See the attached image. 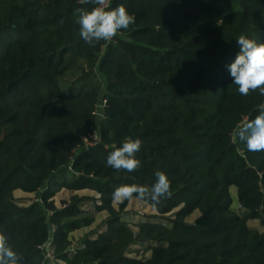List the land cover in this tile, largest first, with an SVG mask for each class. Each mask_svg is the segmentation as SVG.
I'll list each match as a JSON object with an SVG mask.
<instances>
[{
	"label": "trees",
	"instance_id": "1",
	"mask_svg": "<svg viewBox=\"0 0 264 264\" xmlns=\"http://www.w3.org/2000/svg\"><path fill=\"white\" fill-rule=\"evenodd\" d=\"M120 4L135 23L90 46L75 10L95 5L0 0V233L19 264H264V232L249 226L264 229V151L234 134L264 96L240 95L228 68L240 35L264 43V0H112L111 8ZM95 132L101 142L88 147ZM129 137L142 141L141 167L107 166ZM157 171L171 196L155 206L139 199L157 215L124 220L130 200L116 210L113 191L150 188ZM17 191L37 201L21 206ZM62 191L73 195L57 208ZM100 213L105 230L73 249L70 235ZM135 247L150 256L132 258Z\"/></svg>",
	"mask_w": 264,
	"mask_h": 264
},
{
	"label": "clouds",
	"instance_id": "2",
	"mask_svg": "<svg viewBox=\"0 0 264 264\" xmlns=\"http://www.w3.org/2000/svg\"><path fill=\"white\" fill-rule=\"evenodd\" d=\"M81 5L89 3L95 5L91 10L79 7L75 10L76 23L80 26L79 35L90 46L104 41L111 42L122 29H127L135 23V17L127 11L123 4L110 8L111 0H79ZM239 52L234 62L228 68L233 84L242 96L259 90L264 96V43L240 35L237 39ZM259 114L243 122L236 130L235 136L246 142L248 151H264V103L258 105ZM140 139L126 138L120 147L115 148L107 156V166L115 170L133 172L141 167V161L136 158V153L141 148ZM156 180L152 186L123 185L117 187L112 193L116 203L127 200H150L158 205L162 198L171 196L170 181L161 171L155 173ZM9 238L0 233V264H19L21 257L8 243Z\"/></svg>",
	"mask_w": 264,
	"mask_h": 264
},
{
	"label": "rangeland",
	"instance_id": "3",
	"mask_svg": "<svg viewBox=\"0 0 264 264\" xmlns=\"http://www.w3.org/2000/svg\"><path fill=\"white\" fill-rule=\"evenodd\" d=\"M99 125V124H98ZM99 128V126H98ZM232 194L234 195V198L236 197V190L235 189H232ZM73 194L71 192H68V191H62L60 194H58L55 198H54V203H55V206L57 208H62L63 206H65V204H67L69 201H70V198ZM80 197H83L85 195L87 196H93V193L91 192H82V193H79ZM78 195V196H79ZM95 197V196H93ZM15 198L17 200V202L21 205V206H24V207H27L29 205H31L33 202L37 201V197L36 195L34 194H26V193H23L21 191H18V192H15ZM138 202V201H137ZM135 202V204H133L130 209L131 211L129 212H125L124 213V216H128V218H136V217H141L142 219H152L157 213H155V211H151V209H149V206L148 208L145 207V205H143L144 203L139 201L138 203ZM122 203H116L114 202L113 205H115V207L119 210V207ZM234 208H239V206H237V201L234 202ZM146 208V209H145ZM108 216L106 213L102 214V215H99L97 216V222L95 224V228H96V231L95 232H99L103 229V227H105V222L106 221H103L102 219H104V217ZM199 217V214L196 213L194 214L191 218H189L187 221L188 223L190 224H194V222L196 221V219ZM249 226L251 228H254V229H257L259 230L260 232H264V229L261 227V224L257 221H253V222H250L249 223ZM132 229L134 231H137V229L135 227L132 226ZM77 246V245H76ZM137 250H140V254H135V256L133 257H138L139 259H145V258H148L150 256V253H145L144 254V251L142 249H137ZM132 257V258H133Z\"/></svg>",
	"mask_w": 264,
	"mask_h": 264
},
{
	"label": "crops",
	"instance_id": "4",
	"mask_svg": "<svg viewBox=\"0 0 264 264\" xmlns=\"http://www.w3.org/2000/svg\"><path fill=\"white\" fill-rule=\"evenodd\" d=\"M18 192V191H17ZM82 192H91V191H81V192H78V193H75V195H79V193H82ZM91 193H93V192H91ZM80 196V195H79ZM86 197H93V196H96V194L95 193H93V196H87V195H85ZM139 202L140 200L139 199H132V200H130V202H129V204H128V207L126 208V213L127 212H129V211H131V209H130V207L133 205V204H135V202ZM137 202V203H138ZM142 202V201H141ZM140 203V202H139ZM141 204V203H140ZM143 205H145V207H147L148 208V205H146L145 203L143 204ZM114 206V208L116 209V210H118L116 207H115V205H113ZM146 209V208H145ZM149 209H151V211L153 210V211H155L154 209H152L151 207H149ZM155 213H156V211H155ZM102 214H104V213H100V214H97L96 216H95V221H94V224L91 226V227H89V228H85V229H82V230H78V231H76V232H74V233H72L71 235H70V241L72 242V247L73 246H75V247H79V246H83V244H84V242L87 240V239H90V240H95L96 238H97V236L98 235H100L104 230H105V227H103V229L101 230V231H99V232H95L96 231V228L94 227L95 226V224H96V222H97V216H99V215H102ZM107 214V213H106ZM108 215V214H107ZM157 215V214H156ZM155 215V216H156ZM107 218H108V216H106V217H104V219H102L103 221H106L107 220ZM124 220H126V221H128V222H130V223H132V224H137V223H139V222H141V221H143V219L141 218V217H136V218H133V217H131V218H128V216L126 217V216H124ZM77 245V246H76ZM135 249H139V247H135L134 248V250ZM136 254V253H135ZM135 254H133V255H131L132 257L133 256H135ZM49 264H65L64 262H62V261H59V260H52V261H50V263Z\"/></svg>",
	"mask_w": 264,
	"mask_h": 264
},
{
	"label": "built area",
	"instance_id": "5",
	"mask_svg": "<svg viewBox=\"0 0 264 264\" xmlns=\"http://www.w3.org/2000/svg\"><path fill=\"white\" fill-rule=\"evenodd\" d=\"M111 6H112V0H111L110 8H111ZM108 43H110V42H108ZM106 104H107V102L105 100H103L101 102V104L98 106V108L96 109L94 115L97 116V117H100V118L102 117L103 118L102 113H103L104 109L106 108ZM100 142H101L100 135L97 132H95L94 135L92 136V140L87 142V146L88 147H95ZM73 249H74V247H73ZM47 251L50 252V248L47 249Z\"/></svg>",
	"mask_w": 264,
	"mask_h": 264
},
{
	"label": "water",
	"instance_id": "6",
	"mask_svg": "<svg viewBox=\"0 0 264 264\" xmlns=\"http://www.w3.org/2000/svg\"><path fill=\"white\" fill-rule=\"evenodd\" d=\"M50 246H51V244H48V245H47V249H49V248H50Z\"/></svg>",
	"mask_w": 264,
	"mask_h": 264
}]
</instances>
